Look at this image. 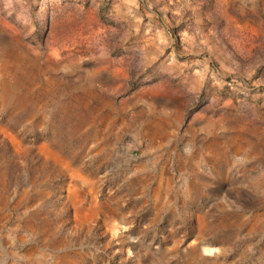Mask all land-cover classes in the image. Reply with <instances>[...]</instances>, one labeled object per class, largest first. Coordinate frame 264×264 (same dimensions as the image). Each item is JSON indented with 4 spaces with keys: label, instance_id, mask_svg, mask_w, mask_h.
I'll list each match as a JSON object with an SVG mask.
<instances>
[{
    "label": "rangeland",
    "instance_id": "rangeland-1",
    "mask_svg": "<svg viewBox=\"0 0 264 264\" xmlns=\"http://www.w3.org/2000/svg\"><path fill=\"white\" fill-rule=\"evenodd\" d=\"M0 264H264V0H0Z\"/></svg>",
    "mask_w": 264,
    "mask_h": 264
},
{
    "label": "crops",
    "instance_id": "crops-1",
    "mask_svg": "<svg viewBox=\"0 0 264 264\" xmlns=\"http://www.w3.org/2000/svg\"><path fill=\"white\" fill-rule=\"evenodd\" d=\"M194 85H197V82H195ZM145 91L148 92V93H151V94H158V95L161 94V93L172 92L171 88L167 87L165 83L154 84V85L148 87ZM202 115L203 114L199 112L198 114H196V116H194L193 119H196L198 117H204ZM188 129H190L189 126H188Z\"/></svg>",
    "mask_w": 264,
    "mask_h": 264
}]
</instances>
